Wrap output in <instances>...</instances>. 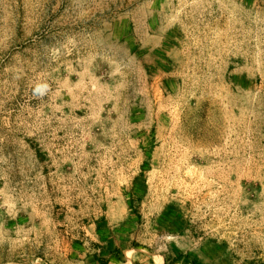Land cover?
<instances>
[{
    "label": "rangeland",
    "instance_id": "rangeland-1",
    "mask_svg": "<svg viewBox=\"0 0 264 264\" xmlns=\"http://www.w3.org/2000/svg\"><path fill=\"white\" fill-rule=\"evenodd\" d=\"M234 6L0 0V264H264V25Z\"/></svg>",
    "mask_w": 264,
    "mask_h": 264
},
{
    "label": "crops",
    "instance_id": "crops-1",
    "mask_svg": "<svg viewBox=\"0 0 264 264\" xmlns=\"http://www.w3.org/2000/svg\"><path fill=\"white\" fill-rule=\"evenodd\" d=\"M223 15H220L219 21L222 20V16L225 17V13H223ZM233 17L235 19V31L240 33V36L243 37L245 22L248 21L246 23L248 27L252 24L250 26L251 30H253V28L255 29V24L257 22L264 25V0H235ZM158 258L162 257L159 256ZM131 264H134V262ZM159 264H161V262H159Z\"/></svg>",
    "mask_w": 264,
    "mask_h": 264
},
{
    "label": "trees",
    "instance_id": "trees-1",
    "mask_svg": "<svg viewBox=\"0 0 264 264\" xmlns=\"http://www.w3.org/2000/svg\"><path fill=\"white\" fill-rule=\"evenodd\" d=\"M192 264H199L198 262L194 261Z\"/></svg>",
    "mask_w": 264,
    "mask_h": 264
}]
</instances>
